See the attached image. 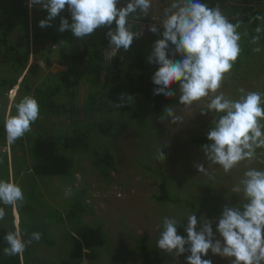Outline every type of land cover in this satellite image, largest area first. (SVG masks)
<instances>
[{"label":"rangeland","instance_id":"1","mask_svg":"<svg viewBox=\"0 0 264 264\" xmlns=\"http://www.w3.org/2000/svg\"><path fill=\"white\" fill-rule=\"evenodd\" d=\"M171 2L172 0H153L148 16L141 18L137 27L134 28V31L142 29L143 36L134 39L128 51L120 49L116 52L114 48L109 50L106 55L108 67L115 53L120 54V63H127L135 43L140 45L148 59L154 42L160 36L149 32L148 27L163 19V8L168 7ZM5 3L9 9H14L17 3L27 6L30 18L27 29L21 16L0 14V23L3 28L1 31L18 49L24 48L28 35L31 51L29 66L34 61L40 66L37 78L29 81V86L34 88L47 73L44 61L49 48L53 52L50 57L52 67L49 72L55 74L63 70L57 63V52L59 42L65 41V36L58 29L54 30L58 43L52 45L51 39L47 37L51 26L45 28L38 26L39 21L35 20L34 8H29L28 0H5ZM229 9V7L220 8L226 17ZM36 32L40 33L38 40L34 39ZM257 47L261 49L260 52L254 51ZM75 48L74 44L70 45L71 50ZM250 48L253 55L252 63L247 68L241 67L236 73L230 71L226 74V79L218 91L233 98L239 97L241 88L245 91L264 92V45L252 44ZM8 74V71L0 66V79ZM22 79L23 77L18 80V83ZM15 88L14 97H11L10 91L2 95L0 90V122L3 124L8 115L16 114L15 104L25 96L17 90L18 86ZM177 89L178 87H172L171 90L175 92ZM13 90L14 88L11 91ZM85 97V88L81 87L80 112L76 118H45L39 114L38 119L31 124L30 131L16 141L24 144L23 150L11 151L7 142L6 144L0 142V179L18 184L25 197L20 207L0 205L5 207L6 211L4 219L0 220V228L9 229L12 223L18 228L15 221L16 213L21 217L26 233L29 234L31 227L41 228L58 224L62 215L63 225L53 228L50 232L49 239L55 245L49 247L35 241L33 248L36 252L31 257L36 264H61L66 259L69 249V232L72 231L70 225L66 223L65 214L72 206L78 192L85 190L88 196L85 204L91 207L93 213L85 216L83 221L91 226L102 227L107 245L100 251L96 263L84 261L83 264H185L187 254L178 256L175 252H165L160 259L155 258L158 253L156 243L162 230L163 218L180 220L187 214V209L183 206H161L151 199L157 190L156 174H162L168 179L173 195L189 200L196 206L204 205L202 187L207 186L210 189L208 203L219 205L223 209L234 207L242 201V193H234L233 187L248 168L264 169V150H257L255 159L241 162L228 173L219 166L209 165L205 161V167L210 176L200 174L195 165L204 163V157L200 151L202 146L197 141L209 131L213 119L211 113L209 115L200 113L201 109H206L207 98L190 107L184 105L174 107L184 120L177 124H172L170 118L164 120L166 135L159 139L154 136L151 128L150 102L146 99L139 96L131 99L141 117V121L135 123L121 115L118 116L117 112L114 116L112 112L107 115H85L83 112ZM173 97L179 99V93ZM109 120L115 123L114 128L117 121L121 124L110 138L103 139L104 137L93 134L95 124ZM75 130L88 131L91 147L95 146V149L100 152L108 149L112 153L115 169L110 173V178L103 180L98 176L89 154L75 155L76 167L72 182L53 177H33L27 152V137L34 138L41 133H47L57 140L61 138L62 141L64 136ZM161 148L165 160L157 159V153ZM213 230L215 231V224H213ZM63 243L67 245L66 252ZM204 258L211 259L213 264H230L229 259L213 256L211 252Z\"/></svg>","mask_w":264,"mask_h":264},{"label":"clouds","instance_id":"2","mask_svg":"<svg viewBox=\"0 0 264 264\" xmlns=\"http://www.w3.org/2000/svg\"><path fill=\"white\" fill-rule=\"evenodd\" d=\"M29 8L45 10L47 17L39 21L40 28L50 27L51 21L67 7L70 21L61 17L59 31L70 30L80 40L106 28L108 47L116 52L128 51L134 39L143 36V30L134 31L141 18L147 17L153 0H28ZM118 5H122L118 7ZM163 19L148 27L159 34L148 57L157 65L152 76L155 85L153 95L171 98L179 93V104L192 106L207 98L203 115L213 114L207 134L208 143L200 151L204 163L196 164L200 174L209 175L205 161L219 166L225 173L244 161L257 157V150H264V92L239 89V97L233 98L218 91L241 54L240 22L232 23L220 7H209L202 0H172L162 11ZM154 21V20H153ZM162 29V31H161ZM259 34L264 28L257 27ZM260 39L253 37L252 43ZM254 51L260 52L259 47ZM179 57V59H177ZM178 84L174 92L172 85ZM116 108L124 107V95ZM16 114L8 115L4 122L5 139L15 144L30 131L40 113L37 100L25 95L15 104ZM172 124L182 123L171 105L164 109L162 119ZM157 159H164L162 148ZM234 193H242V201L234 207H225L214 220L191 213L183 224L186 235L178 234L183 220L164 217L156 246L164 252L186 255L185 264H213L206 259L213 256L227 258L230 264H264V169L250 167L243 172L233 187ZM25 201L21 187L10 180L0 179V205L20 207ZM0 206V220L6 211ZM215 224V231L213 230ZM40 232H32L27 240L21 234L10 231L5 234V256L22 254L33 241L39 242Z\"/></svg>","mask_w":264,"mask_h":264},{"label":"trees","instance_id":"3","mask_svg":"<svg viewBox=\"0 0 264 264\" xmlns=\"http://www.w3.org/2000/svg\"><path fill=\"white\" fill-rule=\"evenodd\" d=\"M202 2L209 7H216L217 5L220 8L229 7L228 20L234 24L240 22L241 26L238 31L241 33V54L234 62L231 72L236 73L241 67L247 68L253 61L252 49L250 48L253 44V37L260 36L255 45H264V32L258 34L255 31L257 27L264 28V0H202ZM25 6L23 3H17L14 9H9L6 7L5 0H0V14L21 16L27 29L30 18L27 13V6ZM34 11L35 20L40 21L47 17L45 10L39 11L34 8ZM61 17L70 21L67 7L60 16L51 21L47 37L51 39L52 45L58 43L54 30L59 29ZM1 24L0 31L3 29ZM106 31V28H100L82 40L76 38L70 30L61 33L65 36V41L59 42L57 63L63 70L55 74L49 72L52 67L50 57L53 53L49 48L44 61L47 73L34 88L29 86V81L37 78L40 66L35 61L29 66L31 51L28 45V35L24 48L18 49L1 31L0 66L9 73L0 79L2 95L18 86L17 90L20 93L31 95L37 100L40 109L39 114L45 118L73 119L80 112L79 92L81 87H84L86 97L83 112L85 115H107L112 112L114 116L117 112L118 116L121 115L128 121L135 123H139L141 117L131 99L139 96L150 102L151 113L149 118L154 136L159 139L164 138L166 126L162 119L163 111L171 105L173 107L181 105L179 99L153 95L155 85L152 83V76L158 66L148 62L140 45L136 43L132 46V52L127 63H120V54L115 53L114 59L108 67L106 55L111 49L108 47V41L105 38ZM39 37L40 33L36 32L34 39L38 40ZM160 38L162 37L159 36ZM244 42L248 43L243 44ZM73 44L76 48L71 50L70 45ZM22 77V81L18 83ZM172 87H179V85L174 84ZM121 94L124 95V107L116 108L109 103H120ZM114 124L111 120L97 123L93 134L104 137L103 139L110 138L121 125L117 121L114 128ZM207 134L208 132L201 140L197 141L199 145L203 146L208 143ZM5 136L4 124L0 122V142L2 144H6ZM26 140H28V158L31 161L30 172L36 178L53 177L72 182L76 167V154L91 155L93 168L103 180L109 179L110 173L115 169L112 153L108 149L100 152L95 149V146L91 147L88 131L75 130L64 136L62 141L61 138L57 140L47 133H41L34 138L27 137ZM24 148V144L20 142L10 145L11 151L23 150ZM156 175L158 177L157 190L151 199L161 206L180 205L187 209V214L180 219L183 222L178 228V234L186 235L183 224L186 223L187 215L191 213H196L198 217L202 215L206 220L216 219L221 215L223 207L208 203L210 200L209 187H202L204 205L196 206L189 200H183L177 195H173L169 188L168 179L162 174ZM87 200L86 191L80 190L73 199L69 211L65 214V220H67L65 222L70 225L72 231L69 232L67 256L61 264H83L84 261L96 263L100 251L107 245L102 227L99 225L97 227L91 226L83 221L85 216L93 213L91 207L85 204ZM60 219L61 221L56 225L42 226L41 228L31 227L29 234L26 233L20 216L18 228L13 223L9 229L0 228V264H36L31 259L33 253L36 252L33 248L35 241L28 245L22 254L5 256L2 251L6 246L3 239L5 234L16 231L21 234L22 239L27 240L32 232H40L42 238L39 242L53 247L55 244L49 239L50 232L53 228H59L63 225L62 215ZM66 250L67 245H65L64 251L66 252ZM164 255L165 252L158 249L155 258L160 259Z\"/></svg>","mask_w":264,"mask_h":264},{"label":"bare ground","instance_id":"4","mask_svg":"<svg viewBox=\"0 0 264 264\" xmlns=\"http://www.w3.org/2000/svg\"><path fill=\"white\" fill-rule=\"evenodd\" d=\"M15 93H16V88H14L13 92L11 93V97H14ZM15 221H16V224H18L19 218H18V215L16 213H15Z\"/></svg>","mask_w":264,"mask_h":264},{"label":"built area","instance_id":"5","mask_svg":"<svg viewBox=\"0 0 264 264\" xmlns=\"http://www.w3.org/2000/svg\"><path fill=\"white\" fill-rule=\"evenodd\" d=\"M12 93V91H10V94Z\"/></svg>","mask_w":264,"mask_h":264}]
</instances>
